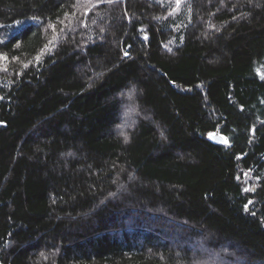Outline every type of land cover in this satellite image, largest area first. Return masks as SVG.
<instances>
[{"label": "trees", "instance_id": "16d2710c", "mask_svg": "<svg viewBox=\"0 0 264 264\" xmlns=\"http://www.w3.org/2000/svg\"><path fill=\"white\" fill-rule=\"evenodd\" d=\"M0 55V264H264V0H0Z\"/></svg>", "mask_w": 264, "mask_h": 264}, {"label": "rangeland", "instance_id": "374dc122", "mask_svg": "<svg viewBox=\"0 0 264 264\" xmlns=\"http://www.w3.org/2000/svg\"><path fill=\"white\" fill-rule=\"evenodd\" d=\"M85 1L89 2L90 0H85ZM27 24H28L27 22L17 23L13 28H10L9 31H10V33L17 32L20 29L24 28V26H26ZM9 63H10V61L6 60L4 57H2L0 55V72L5 71V69H7V71H8V69L10 68ZM130 122H132V119L130 121H128L127 116H125L123 114L122 120H121V127L118 128V131L120 133L126 132L128 130V128L130 127L129 126ZM211 253H208V257L198 256L197 260H196V264H232L229 262L228 258L226 257V254H227L226 251L221 250L220 252L215 251V252H211Z\"/></svg>", "mask_w": 264, "mask_h": 264}, {"label": "water", "instance_id": "95a60500", "mask_svg": "<svg viewBox=\"0 0 264 264\" xmlns=\"http://www.w3.org/2000/svg\"><path fill=\"white\" fill-rule=\"evenodd\" d=\"M208 138L212 141V142H215V143H225V139L219 135L218 133H213V134H210L208 136Z\"/></svg>", "mask_w": 264, "mask_h": 264}, {"label": "snow or ice", "instance_id": "6c2138e0", "mask_svg": "<svg viewBox=\"0 0 264 264\" xmlns=\"http://www.w3.org/2000/svg\"><path fill=\"white\" fill-rule=\"evenodd\" d=\"M247 207V206H246Z\"/></svg>", "mask_w": 264, "mask_h": 264}]
</instances>
